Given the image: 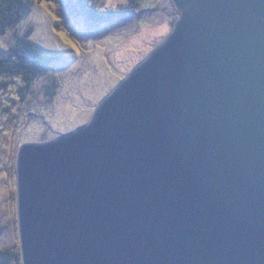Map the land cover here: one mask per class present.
Returning <instances> with one entry per match:
<instances>
[{
	"label": "water",
	"instance_id": "95a60500",
	"mask_svg": "<svg viewBox=\"0 0 264 264\" xmlns=\"http://www.w3.org/2000/svg\"><path fill=\"white\" fill-rule=\"evenodd\" d=\"M89 121L16 155L22 264H264V0H170Z\"/></svg>",
	"mask_w": 264,
	"mask_h": 264
},
{
	"label": "rangeland",
	"instance_id": "374dc122",
	"mask_svg": "<svg viewBox=\"0 0 264 264\" xmlns=\"http://www.w3.org/2000/svg\"><path fill=\"white\" fill-rule=\"evenodd\" d=\"M132 1L97 0L101 8L117 10H123L120 4ZM139 2L142 6L136 14L99 23L89 20L76 0H35L31 11L24 14L17 26L0 35V47L8 50L32 26L33 31L27 37L41 52L58 55L42 78L34 81L26 106L20 103L21 81L17 77L9 79L10 90L0 95V113H5L4 108L9 105V113L4 114L7 118L3 123L0 119V225L14 220L0 236V247L19 245L13 193L16 153L20 147L54 140L86 124L101 100L171 32L175 10L170 0ZM58 8L62 16L57 14ZM56 79L60 80L58 93L53 103L46 105L47 92ZM13 99L17 101L14 103ZM39 105L46 106L38 108ZM18 107H22L21 111ZM28 111L29 117L22 115ZM18 112L22 124L12 141Z\"/></svg>",
	"mask_w": 264,
	"mask_h": 264
},
{
	"label": "trees",
	"instance_id": "16d2710c",
	"mask_svg": "<svg viewBox=\"0 0 264 264\" xmlns=\"http://www.w3.org/2000/svg\"><path fill=\"white\" fill-rule=\"evenodd\" d=\"M76 2L83 6L89 20L99 23L109 21L110 19L112 20L116 17L136 14L137 9L139 10V7L142 6L139 0H133L127 5L120 4L123 10H117V8H101L97 0H76ZM34 3L35 0H0V35H4L7 31L16 27L24 14L31 11ZM60 10L61 8H58L56 12L62 16L63 12H60ZM32 31L33 27L29 26V29L25 31V36L18 37L16 43L9 46L8 50H4L0 47V95H4L5 92L10 90V85L12 83L9 79L11 77H17L21 81L18 87V93L21 94L19 96L21 99L20 103H24V106H26L30 99L29 95L32 92L34 81L41 79L46 73V68L58 58V55L45 54L38 49L36 43L27 37ZM58 81L60 80L56 79L49 92H47L49 100L46 102V105L53 103L59 89ZM16 101L17 100H14L13 102L15 103ZM46 105H39L37 107L40 108ZM7 106L8 108H4L5 113H9V105ZM18 108L21 111L22 107ZM5 113H0L2 123L5 118H7L5 117L6 115H4ZM22 115L29 117L30 111ZM22 115L21 112L15 115L17 121L14 124L15 127H13L14 133L12 135V141L17 137L19 127L22 124ZM27 125L28 123H25L26 128ZM9 174H11V171ZM13 195L16 201V191ZM13 222L14 220L0 225V236L6 229L8 230L11 227ZM21 258L18 243L11 246L0 247V264H22Z\"/></svg>",
	"mask_w": 264,
	"mask_h": 264
}]
</instances>
